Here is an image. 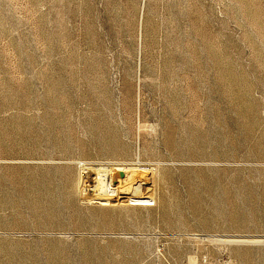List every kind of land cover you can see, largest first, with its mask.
I'll list each match as a JSON object with an SVG mask.
<instances>
[{
    "label": "rangeland",
    "instance_id": "obj_1",
    "mask_svg": "<svg viewBox=\"0 0 264 264\" xmlns=\"http://www.w3.org/2000/svg\"><path fill=\"white\" fill-rule=\"evenodd\" d=\"M0 264H264V0H0Z\"/></svg>",
    "mask_w": 264,
    "mask_h": 264
},
{
    "label": "bare ground",
    "instance_id": "obj_2",
    "mask_svg": "<svg viewBox=\"0 0 264 264\" xmlns=\"http://www.w3.org/2000/svg\"><path fill=\"white\" fill-rule=\"evenodd\" d=\"M123 167L88 168L85 174V184L82 190L86 191L87 193L83 194V199L94 200L97 202L108 201L111 199L124 201L127 199L130 192H132V188H139L140 184L142 183L149 184L146 189L151 190V182L149 179L145 178L146 175H151L150 172L145 174L143 169L140 167H137V169L132 168L131 171H129V167L127 168L129 170L126 171V169H123ZM150 199L151 198L147 197L143 201L147 202ZM256 242L257 241H255V243Z\"/></svg>",
    "mask_w": 264,
    "mask_h": 264
}]
</instances>
